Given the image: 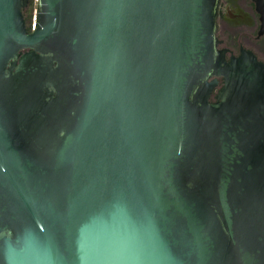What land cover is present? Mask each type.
Here are the masks:
<instances>
[{
    "label": "water",
    "instance_id": "95a60500",
    "mask_svg": "<svg viewBox=\"0 0 264 264\" xmlns=\"http://www.w3.org/2000/svg\"><path fill=\"white\" fill-rule=\"evenodd\" d=\"M28 3L0 0V264H264V64L218 48L219 0Z\"/></svg>",
    "mask_w": 264,
    "mask_h": 264
},
{
    "label": "flooded vegetation",
    "instance_id": "af4514ba",
    "mask_svg": "<svg viewBox=\"0 0 264 264\" xmlns=\"http://www.w3.org/2000/svg\"><path fill=\"white\" fill-rule=\"evenodd\" d=\"M23 15L26 22L28 7L23 10ZM261 24L253 0H219L216 37L222 41L218 43V48L229 50L225 51L227 60L231 56H238L242 47L264 64V33L259 34Z\"/></svg>",
    "mask_w": 264,
    "mask_h": 264
},
{
    "label": "built area",
    "instance_id": "2783aa9c",
    "mask_svg": "<svg viewBox=\"0 0 264 264\" xmlns=\"http://www.w3.org/2000/svg\"><path fill=\"white\" fill-rule=\"evenodd\" d=\"M29 16L26 20V26L28 30H34L37 26V12H38V0H29L28 3Z\"/></svg>",
    "mask_w": 264,
    "mask_h": 264
}]
</instances>
